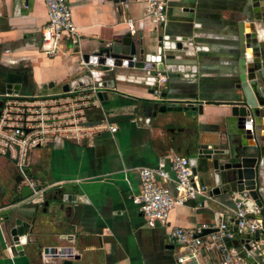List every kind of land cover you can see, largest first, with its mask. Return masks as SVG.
Listing matches in <instances>:
<instances>
[{
  "label": "crops",
  "instance_id": "0c3cea01",
  "mask_svg": "<svg viewBox=\"0 0 264 264\" xmlns=\"http://www.w3.org/2000/svg\"><path fill=\"white\" fill-rule=\"evenodd\" d=\"M66 1L79 41H64L54 57H47L40 52V29L47 21L44 0H0V100L5 95L16 101L39 98L47 104L76 96L84 100L78 131L47 137L20 156L12 153L16 163L0 153V264H59V259L39 254L50 246L78 256L73 264H177L181 251L170 230L204 229L198 237L205 238L221 220L231 222L236 191L232 186L224 193L221 186L212 199L175 206L166 226L150 228L132 202L139 193L136 170L161 164L170 171L173 156H194L199 144L237 147L240 130L227 102L238 83V24H244L242 37L250 36L246 11L263 12L264 1L166 0V17L158 29L144 16L145 0ZM128 21L135 30L133 39L140 32L144 46L153 51L159 37L175 47L184 46L186 38L199 48L187 63L192 69L184 70L182 77L164 76L158 89L170 100L198 102L201 114L145 113L157 100L151 92L154 86L140 81L144 72L126 68L106 97L97 96L103 92L95 87L102 84L99 78L111 77L91 76L97 67L86 64L84 57L130 33ZM170 53L180 52L173 48ZM247 124L251 130L253 123ZM18 157L36 185L46 188L35 202L19 172ZM197 176L208 184L202 174ZM260 179L264 187V165ZM14 233L22 238V253L10 250ZM199 252L200 264H220L217 251Z\"/></svg>",
  "mask_w": 264,
  "mask_h": 264
},
{
  "label": "built area",
  "instance_id": "2783aa9c",
  "mask_svg": "<svg viewBox=\"0 0 264 264\" xmlns=\"http://www.w3.org/2000/svg\"><path fill=\"white\" fill-rule=\"evenodd\" d=\"M146 18H150L158 29L166 17V0H145ZM47 21L40 29V52L54 57L64 41L75 44L79 34L72 20L66 0H44ZM130 33H134L133 23L128 21ZM88 64V63H86ZM165 81L159 77L154 91L159 99L158 85ZM0 107V153L10 151V157L25 154L40 145L47 137L72 134L78 131L80 108L84 107L81 97L68 98L63 102L47 104L45 100L16 101L5 95ZM183 103V102H179ZM114 131V128H111ZM25 162L18 157V169L32 190L31 201H37L46 193L27 175ZM170 171L163 165L142 167L137 171L139 193L132 198L148 227L166 226L169 212L175 206H182L202 198L212 199L210 188L199 181L192 171L189 160L184 156H173ZM232 220H221L215 231L205 238L198 237L202 231H186L179 228L170 230V237L181 251L177 264H200L199 250L217 251L220 264H264V205L258 207L247 191L233 192ZM223 217V214H220ZM256 235V236H255ZM242 241L238 247L227 246V241Z\"/></svg>",
  "mask_w": 264,
  "mask_h": 264
},
{
  "label": "water",
  "instance_id": "95a60500",
  "mask_svg": "<svg viewBox=\"0 0 264 264\" xmlns=\"http://www.w3.org/2000/svg\"><path fill=\"white\" fill-rule=\"evenodd\" d=\"M246 7L243 8V14L246 9L250 8V4L248 3ZM246 12L248 13L246 15L247 22L250 23L248 28H252V32L244 39L242 37L244 24H238L240 44L239 57L237 58L238 83L235 85L236 92L232 99L227 102L230 114L236 117V126L240 130L241 136L238 145L233 148L230 146L225 148L222 142L211 145L199 144L194 156L189 157L188 160L193 173L195 175L200 173L208 180L207 186L210 188L211 195L219 194L221 186L224 187V193L232 191L233 188L236 192L247 191L255 204L262 207L264 205V187L261 184L260 170L264 165V40L262 39L264 11L255 15H251L249 10ZM166 40L159 37L157 50L153 51L144 46L140 32L137 33V40H134L131 33L127 32L113 39L109 45L100 48L97 52L86 55L85 63H95L97 67L91 76L103 74L111 77L110 79L106 76L99 78L102 84L96 83L95 87L103 92H97V96L106 97L107 91L115 87V81L123 79L124 76L119 72L125 70L124 68L144 72L145 76L141 77L140 81L154 86V89L151 90L152 94L157 88L156 83L159 76L172 79L182 77L184 70H191L193 66H189L187 63L193 60L194 52L199 48L194 47L186 38H183L184 46L177 45L176 47L164 43ZM173 48L181 54L170 53ZM90 56L93 57L90 58ZM250 57L252 61L248 63L247 59ZM8 91L10 93V90ZM180 102H183L182 105L176 100L168 99L166 91L161 92L158 100H154L152 105L145 107V113L148 114V110H153V117L157 114H176L178 112H183L187 116H196L202 113V105L196 106L198 102ZM1 105L2 101L0 100V107ZM248 121L253 123L251 130L247 129ZM17 151L18 147H16ZM4 157L11 159L10 151L7 150ZM11 160L13 163L17 162L16 159ZM24 189L31 194L28 187ZM47 205L48 202L45 201L44 206L47 207ZM206 231L203 229L201 235H204ZM21 239L15 233L13 234L11 251L16 250L22 253ZM239 243L242 241L226 242L227 246L233 247H238ZM27 244H31V242L28 241ZM37 247L40 248L38 245ZM39 252L47 260L59 259V264H73V261L78 260V256H73L67 250L54 246L42 248Z\"/></svg>",
  "mask_w": 264,
  "mask_h": 264
}]
</instances>
